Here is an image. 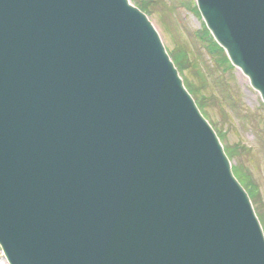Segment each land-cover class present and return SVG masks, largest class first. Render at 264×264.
Returning a JSON list of instances; mask_svg holds the SVG:
<instances>
[{
	"label": "water",
	"instance_id": "1",
	"mask_svg": "<svg viewBox=\"0 0 264 264\" xmlns=\"http://www.w3.org/2000/svg\"><path fill=\"white\" fill-rule=\"evenodd\" d=\"M264 101V0H196ZM129 0H0L9 264H264L219 140Z\"/></svg>",
	"mask_w": 264,
	"mask_h": 264
},
{
	"label": "rangeland",
	"instance_id": "2",
	"mask_svg": "<svg viewBox=\"0 0 264 264\" xmlns=\"http://www.w3.org/2000/svg\"><path fill=\"white\" fill-rule=\"evenodd\" d=\"M130 1L138 5L136 0ZM139 1L149 8L145 13L166 51L174 54L182 65L186 57L203 73L208 84L200 85L196 101L205 96L209 104L205 106V115L228 150L233 170L238 167L247 175L245 185L252 193V206L264 228V103L259 93L238 69L230 64L216 66L214 61L221 55L209 49L212 37L199 12L193 9L195 0ZM181 74L192 84L198 83L197 73L190 68H183ZM221 93L229 97V103ZM0 264H8L1 249Z\"/></svg>",
	"mask_w": 264,
	"mask_h": 264
},
{
	"label": "trees",
	"instance_id": "3",
	"mask_svg": "<svg viewBox=\"0 0 264 264\" xmlns=\"http://www.w3.org/2000/svg\"><path fill=\"white\" fill-rule=\"evenodd\" d=\"M137 2L136 3H138V5L141 7V8H143L144 10H146V11H148V9H147V7L141 2V1H139V0H136ZM149 12V11H148ZM209 49L210 50H214V51H218L219 53H220V57L219 58H217L214 62H215V64H216V66L219 64V65H225V66H228L229 65V63H228V60H227V58L225 57V55H224V53H223V51H221V49L220 48H218V46L212 41V43H211V45L209 46ZM180 54V53H179ZM173 57H174V61H175V64H179L178 65V68L180 69V71L181 72H183V68H185L186 70L187 69H189L190 68V71L191 72H196L197 73V78L199 77V80H198V83H196V85L195 84H192V82L191 81H189V78H186L185 80H186V82H187V84H190L191 86H192V90H193V92H194V94H200V91H199V88H200V85L201 86H204V85H207L208 83L205 81V78H204V76H203V73H200L201 71L196 67V65L195 64H193V63H190V61L189 60H187L186 59V57H185V59H184V63H183V65L182 64H180L181 62L176 58V56L173 54ZM202 80V81H201ZM201 82V83H200ZM222 94V93H221ZM223 95V94H222ZM216 97H217V95H215V99H216ZM228 98V102L227 103H229L230 102V99H229V97L227 96V95H223V99H225V98ZM207 99H209V97H206V100ZM199 104H200V106H201V108L205 111L206 109H205V106H209V104H207V102L206 101H204V97L201 95V97H200V100H199ZM228 151V150H227ZM234 172H235V175L238 177V179L240 180V182L241 183H245L246 182V179H247V177H246V175H245V173L242 171V169L240 170L239 168H236V169H234Z\"/></svg>",
	"mask_w": 264,
	"mask_h": 264
},
{
	"label": "bare ground",
	"instance_id": "4",
	"mask_svg": "<svg viewBox=\"0 0 264 264\" xmlns=\"http://www.w3.org/2000/svg\"><path fill=\"white\" fill-rule=\"evenodd\" d=\"M159 39H160V44H162L163 45V48H164V50H166V47H165V45L163 44V41H162V39H161V37H159ZM178 77H179V75H178ZM179 79H180V81H181V85H182V88L185 90V92L191 97V99L194 101V104H195V101H196V99H197V95L198 94H194V92H193V90H192V86L190 85V84H187V82L186 81H184V79L183 78H181V77H179ZM202 81V80H201ZM201 83V82H200ZM198 111L200 112V115H201V111L198 109ZM202 117L206 120V122L208 123L207 125H209L211 128H212V130L213 131H215V129H214V127L212 126V125H210L211 123H210V120H209V117H208V115H202ZM215 135V134H214ZM219 145H221V147H222V149H223V145H222V143H220Z\"/></svg>",
	"mask_w": 264,
	"mask_h": 264
}]
</instances>
